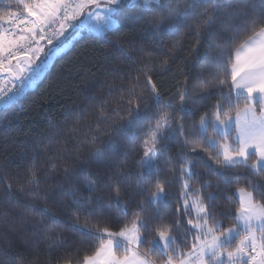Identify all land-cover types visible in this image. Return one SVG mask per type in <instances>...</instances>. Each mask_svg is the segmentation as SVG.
<instances>
[{
  "label": "snow or ice",
  "instance_id": "snow-or-ice-1",
  "mask_svg": "<svg viewBox=\"0 0 264 264\" xmlns=\"http://www.w3.org/2000/svg\"><path fill=\"white\" fill-rule=\"evenodd\" d=\"M82 15L103 21L87 27L106 36L127 26L119 62L104 74L108 95L119 94L113 107L99 105L95 134L74 133V154L41 169L34 153L0 191V216L24 230L4 234L0 264H25L18 247L38 261L40 243L51 264L69 232L99 241L76 264H264V0H0V103L37 84ZM165 36L177 39L160 56L143 47ZM185 38L198 71L170 91L157 78ZM113 212L119 230L100 227Z\"/></svg>",
  "mask_w": 264,
  "mask_h": 264
},
{
  "label": "trees",
  "instance_id": "trees-1",
  "mask_svg": "<svg viewBox=\"0 0 264 264\" xmlns=\"http://www.w3.org/2000/svg\"><path fill=\"white\" fill-rule=\"evenodd\" d=\"M126 32L127 26L111 36H106L103 32L89 31L88 27H79L71 31L69 34L75 33V36L71 39V35H66L70 37L69 47L63 54L54 58L37 85L0 110V191L8 182L15 184L16 177L31 163L34 153L37 167L43 169L46 164L52 162L49 160L50 156L57 157L61 153L68 156L74 154L73 149L77 142L74 133L77 130L81 138L84 134L89 137L95 134L99 105L107 101L108 106L113 107V100L119 94L117 91L111 96L108 95V84H111L112 80L105 81L104 74L106 68H111L119 62L116 44L125 38ZM63 39L62 37L61 40ZM127 39L131 40V37L128 36ZM176 39L175 36L156 37L154 40L148 37L142 43L143 47L150 48L154 55L160 56L167 52L168 47ZM192 43L193 41L185 38L183 41L185 50L179 52L174 58L175 63L170 64L168 71L162 72L157 78L158 82L165 84L167 90L175 91L186 75L194 77L197 73V62L188 56V49ZM134 47L137 51L133 53V58H136L140 55L141 44L134 43ZM48 48L51 46L46 49ZM144 58L147 59V56ZM210 104L211 101L209 106ZM88 125H91V130ZM100 139L106 142L108 137L101 136ZM37 141H41L39 148ZM87 150L88 146L85 145L82 150L85 158ZM131 162L130 160L129 163ZM5 172L8 173L7 176H4ZM231 188L234 194L232 207L235 208L239 202L236 186L232 185ZM175 192L178 196V183ZM175 203V199L171 200L169 206L162 208L161 212L170 213ZM2 207L9 205L5 204ZM11 210L15 212V209ZM10 220L11 217L0 216V246L4 244L5 233L10 237L23 234L20 220H16L14 227L9 228ZM123 222V218H118L113 212L111 216L104 217L99 226H107L112 231H118ZM17 228L21 231L16 232ZM68 234L70 237L68 244L51 254V264H56L57 259L68 256L72 257L73 264H76L78 259L82 260L83 255L91 254L99 244L98 240L91 237L71 232ZM72 236H75V239H72ZM16 251L24 258L25 264L31 261H35V264H47L49 260V254L42 243L38 261L31 249L25 251L18 247ZM2 260L3 256L0 255V261Z\"/></svg>",
  "mask_w": 264,
  "mask_h": 264
},
{
  "label": "crops",
  "instance_id": "crops-1",
  "mask_svg": "<svg viewBox=\"0 0 264 264\" xmlns=\"http://www.w3.org/2000/svg\"><path fill=\"white\" fill-rule=\"evenodd\" d=\"M80 22H83V25L84 24H92L94 25L96 23V25H99V27L103 28V21H96L95 19L91 20V21H88L86 20L85 18H83V15L80 17V20L79 21H76V22H73V23H80ZM84 28V27H83ZM79 28H75V29H69V31L65 34V35H68L71 31L73 32V30H77ZM71 35V34H69ZM75 36V35H74ZM73 35H71V39L74 37ZM41 55H43L41 53ZM6 77H7V73L4 74Z\"/></svg>",
  "mask_w": 264,
  "mask_h": 264
},
{
  "label": "built area",
  "instance_id": "built-area-1",
  "mask_svg": "<svg viewBox=\"0 0 264 264\" xmlns=\"http://www.w3.org/2000/svg\"><path fill=\"white\" fill-rule=\"evenodd\" d=\"M53 40L55 41V38H53ZM42 44L45 46V48H47V47H50L51 45H48L47 44V41L45 40V41H42ZM13 64H15V61H13ZM0 77H4V79H7V77L5 76V75H0ZM4 79H0V88H3V87H5V83H4ZM37 83H38V81H37ZM37 85V84H36ZM36 85H34L33 87H35ZM7 87H12V85H7ZM32 87V88H33ZM28 90H30V89H26L25 91H24V93L26 92V91H28ZM23 94V93H22ZM21 94V95H22ZM9 95H11V93H9ZM20 95V96H21ZM19 96V97H20ZM8 104H5V103H0V110L2 109V108H4L5 106H7Z\"/></svg>",
  "mask_w": 264,
  "mask_h": 264
},
{
  "label": "rangeland",
  "instance_id": "rangeland-1",
  "mask_svg": "<svg viewBox=\"0 0 264 264\" xmlns=\"http://www.w3.org/2000/svg\"><path fill=\"white\" fill-rule=\"evenodd\" d=\"M83 18H85V17L83 16ZM94 25H96V23H95ZM83 27H86V28H87V24H84V26H82V28H83ZM95 32L100 33V32H102V31H95ZM69 45H70V42H68L67 47H65V48L63 49V51H62L61 53H59L58 55L63 54V53L67 50V48L69 47ZM53 60H54V58H53ZM53 60L49 62V67L51 66ZM49 67H48V69H49ZM48 69H47V70H48ZM46 72H47V71H46ZM46 72H45V73H46ZM1 74L4 75L5 73H0V75H1ZM43 76H44V75H43ZM43 76H42V77H43ZM42 77H41V78H42ZM236 196H237V199H238V201H239V196H238V194H236Z\"/></svg>",
  "mask_w": 264,
  "mask_h": 264
}]
</instances>
